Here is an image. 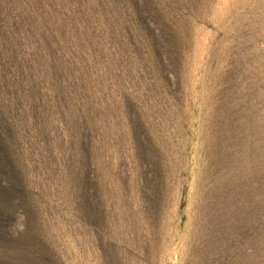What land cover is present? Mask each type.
Segmentation results:
<instances>
[{"label":"rangeland","instance_id":"374dc122","mask_svg":"<svg viewBox=\"0 0 264 264\" xmlns=\"http://www.w3.org/2000/svg\"><path fill=\"white\" fill-rule=\"evenodd\" d=\"M0 264H264V0H0Z\"/></svg>","mask_w":264,"mask_h":264},{"label":"clouds","instance_id":"9594fccd","mask_svg":"<svg viewBox=\"0 0 264 264\" xmlns=\"http://www.w3.org/2000/svg\"><path fill=\"white\" fill-rule=\"evenodd\" d=\"M20 218L18 217V220H19Z\"/></svg>","mask_w":264,"mask_h":264}]
</instances>
